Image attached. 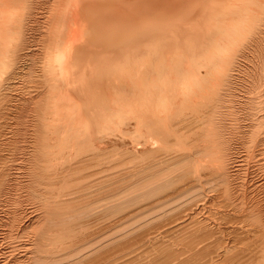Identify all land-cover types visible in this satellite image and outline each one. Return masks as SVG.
<instances>
[{
	"label": "bare ground",
	"instance_id": "1",
	"mask_svg": "<svg viewBox=\"0 0 264 264\" xmlns=\"http://www.w3.org/2000/svg\"><path fill=\"white\" fill-rule=\"evenodd\" d=\"M0 264H264V0H0Z\"/></svg>",
	"mask_w": 264,
	"mask_h": 264
}]
</instances>
